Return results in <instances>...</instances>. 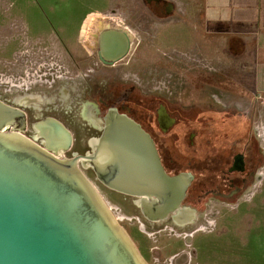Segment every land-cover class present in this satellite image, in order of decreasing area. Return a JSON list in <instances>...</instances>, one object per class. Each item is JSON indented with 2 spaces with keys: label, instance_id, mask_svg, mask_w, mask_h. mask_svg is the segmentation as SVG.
I'll return each instance as SVG.
<instances>
[{
  "label": "rangeland",
  "instance_id": "1",
  "mask_svg": "<svg viewBox=\"0 0 264 264\" xmlns=\"http://www.w3.org/2000/svg\"><path fill=\"white\" fill-rule=\"evenodd\" d=\"M2 1L5 3L0 4V97L7 101L29 105L31 111L37 110H33L34 103L35 107L43 106L47 109L43 115L51 113L58 116L73 129L77 140L84 141L88 132L79 126L83 122L77 121V112L88 119L92 112L87 115L84 105L89 100H81L78 96L80 90L71 89L68 85L70 81L77 82L81 75L88 73V69L99 65L104 76L127 78L133 84H141L139 87L145 91H157L158 87L164 93L168 88L177 98L205 99L203 96H206L220 104L236 103L245 111L255 105L253 121L261 137L259 143L264 147V103L254 91L228 75L235 72V68H230V73H226L223 65L225 59H211L209 51L205 49L199 10L196 11L194 32L191 21L189 23L187 16L181 15L179 24L174 28L179 30L180 35L162 36L159 33L167 32L166 26L162 25L165 21L155 19L142 9H145L143 4L147 0H107L100 9L94 8L98 4L96 0H64L62 4L54 3V9L45 7L40 0H27L32 5H26V9L20 12L32 15L41 22L34 25L25 24L26 21L15 17L18 11L12 10L11 4L8 6L11 0ZM108 3L110 5L106 8ZM142 12H145V18ZM50 13L58 17L53 20L56 25L50 26L44 22L47 18L45 14ZM105 15L112 19H98V16ZM115 17L121 18L119 20L126 18L127 28L116 24L113 20ZM106 30H110V37L107 36L110 44H102ZM125 31L130 33L132 45L125 65L119 70L115 69L116 66H104L96 53L91 52L98 45L100 52L108 50L111 41L119 40ZM83 41L84 48L81 45ZM91 43L94 47H91ZM66 47L69 49L67 54ZM103 75L98 79H104ZM247 127L248 123H245V136ZM84 149L86 146L80 150L83 152ZM94 184L144 256L142 246L156 244L155 234L151 235L142 219L134 214L129 197L112 193L96 181ZM258 190L259 187L253 193L256 200L264 195V189ZM251 197L252 192L240 205L241 213L249 209L247 206H250ZM257 218L258 224L252 226V230L250 227L249 233H242L243 238L239 234L237 238L234 237L232 232L235 230L230 229L232 219L228 217L222 221L223 227L228 229L223 236L217 237L215 231H198L194 236L198 263L264 264V210L259 212ZM179 246L169 245L165 251L162 250V254L153 255L148 251L147 259L155 264L154 258L159 256L164 260L166 256L169 262L170 254ZM192 247L181 245L186 252L193 251Z\"/></svg>",
  "mask_w": 264,
  "mask_h": 264
},
{
  "label": "water",
  "instance_id": "2",
  "mask_svg": "<svg viewBox=\"0 0 264 264\" xmlns=\"http://www.w3.org/2000/svg\"><path fill=\"white\" fill-rule=\"evenodd\" d=\"M0 120L23 129L25 116L0 103ZM36 126L45 146L0 127V264H150L79 160L109 189L155 197L163 213L178 207L188 177L167 174L149 134L115 108L84 155H61L71 133L57 119Z\"/></svg>",
  "mask_w": 264,
  "mask_h": 264
},
{
  "label": "flooded vegetation",
  "instance_id": "3",
  "mask_svg": "<svg viewBox=\"0 0 264 264\" xmlns=\"http://www.w3.org/2000/svg\"><path fill=\"white\" fill-rule=\"evenodd\" d=\"M153 13L155 12L151 11L150 14L155 15ZM110 19L112 18L108 20ZM104 35L106 37L104 36L102 44H110V39L107 38L110 37V30H106ZM111 43L108 50L100 52L98 45L91 53L95 52L104 66H116L115 69L119 70L125 65V58L130 54L131 38L125 34ZM81 45L84 48V41ZM91 47H94L93 43ZM65 53H69L68 47L65 48ZM100 70L99 65L92 67L88 69V73L81 75L77 82L70 81L68 85L71 89L80 90L78 96L81 100H89L84 105L87 115L92 112L89 118L86 119L83 114L77 112V121L83 122L78 125L88 132L86 140H77L73 129L58 116L51 113L43 115L47 110L43 106L35 107L33 102V110H37L31 111L29 105L10 102L2 97L1 104L23 111L25 122L23 129H20L19 122L5 123L0 120V127L2 130L20 131L39 145L45 146L46 138L36 124L47 117L55 118L71 133V144L61 155L73 156L92 151L91 143L100 135L103 116L109 108H115L131 117L153 140L165 172L169 175L184 174L188 177L178 207L171 206L165 214L159 209L160 203L155 197L150 199L109 189L98 180L90 165L85 167L81 160L79 165L93 182L96 181L112 193L129 197L132 211L142 219L143 225L151 231V235L155 234V241L157 235L163 234H169L174 240L173 243L166 242L161 247L156 244L148 247V243L143 245L142 250L147 261L148 251L151 254H162V250L165 251L169 245H180L178 250L170 254L169 262L166 256L164 260L157 256L154 258L155 264H200L195 250V234L200 230H207L215 231L217 237L222 235L223 219L236 212L234 208L237 203L250 194L261 179L264 147L259 143L261 137L253 121L255 105L245 111L236 103L220 104L206 96H203L205 99L177 98L168 88L164 93L158 87L157 91H145L139 87V83L133 84L127 78L119 76H104ZM100 75L106 80L98 79ZM245 123H248L246 136ZM85 146L86 149L82 152L80 149L83 150ZM58 148L60 152L62 147ZM162 215L165 217L160 218ZM181 245H193V251L186 252L181 249Z\"/></svg>",
  "mask_w": 264,
  "mask_h": 264
},
{
  "label": "crops",
  "instance_id": "4",
  "mask_svg": "<svg viewBox=\"0 0 264 264\" xmlns=\"http://www.w3.org/2000/svg\"><path fill=\"white\" fill-rule=\"evenodd\" d=\"M27 0H11L12 10L18 11L15 17L21 19L25 24H39L32 15H29L21 10L26 9V5H32V2ZM38 1V0H37ZM48 1V0H47ZM64 0H50L48 2L40 0L45 7L54 9L56 4H62ZM107 0H96L94 8L100 9ZM5 2H0L3 5ZM109 3L106 8L109 7ZM143 5V10L151 15V11L155 12L151 15L157 20H162L166 26V33H159L162 36L180 35L179 30H174L179 24L181 15H186L193 25L195 31L196 11L199 10L200 21L205 38V49L209 51L211 59H225L223 65L230 73V68H235L236 71L228 75H232L238 83L249 88L257 94V98L264 103V0H147ZM142 5V6H143ZM105 8V9H106ZM104 10V7L102 8ZM145 18V12H142ZM47 17L44 22L48 25H56L53 20L58 17L50 14H45ZM112 17L98 16V19L104 21ZM113 18L116 24L127 28L126 18ZM58 23V22H57ZM162 25L160 26L162 28ZM161 30H159L160 32ZM190 30L188 31L189 34ZM126 35H130L125 31ZM158 33H156L157 35ZM166 34V35H165ZM194 34V33H193ZM261 179L256 188L258 192L264 189V167H262ZM250 200L249 209L246 212H240V205L244 204V199L237 203L235 213H231L228 218L232 219L230 229L235 230L234 237L237 234L252 230V226L258 224L259 212L264 210V195L259 196L256 200L254 191ZM262 208V209H261ZM257 218V220H256ZM225 229V230H224ZM222 235L226 234L228 229L223 227ZM251 234V233H250ZM242 237V236H241ZM243 238V237H242ZM169 234L157 235L156 246H164L166 242L173 243Z\"/></svg>",
  "mask_w": 264,
  "mask_h": 264
}]
</instances>
